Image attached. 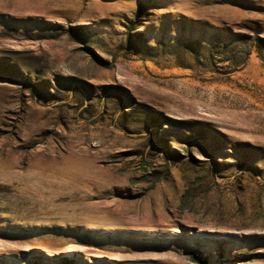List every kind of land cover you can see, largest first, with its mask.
Masks as SVG:
<instances>
[{
  "label": "rangeland",
  "instance_id": "obj_1",
  "mask_svg": "<svg viewBox=\"0 0 264 264\" xmlns=\"http://www.w3.org/2000/svg\"><path fill=\"white\" fill-rule=\"evenodd\" d=\"M0 264H264V0H0Z\"/></svg>",
  "mask_w": 264,
  "mask_h": 264
}]
</instances>
